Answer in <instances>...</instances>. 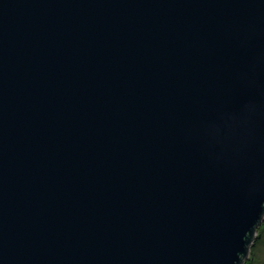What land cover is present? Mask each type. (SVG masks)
I'll return each mask as SVG.
<instances>
[{
    "label": "water",
    "instance_id": "water-1",
    "mask_svg": "<svg viewBox=\"0 0 264 264\" xmlns=\"http://www.w3.org/2000/svg\"><path fill=\"white\" fill-rule=\"evenodd\" d=\"M264 220V0H0V264H243Z\"/></svg>",
    "mask_w": 264,
    "mask_h": 264
},
{
    "label": "rangeland",
    "instance_id": "rangeland-1",
    "mask_svg": "<svg viewBox=\"0 0 264 264\" xmlns=\"http://www.w3.org/2000/svg\"><path fill=\"white\" fill-rule=\"evenodd\" d=\"M264 220L257 227L252 237V245L249 247V253L243 259V264H264Z\"/></svg>",
    "mask_w": 264,
    "mask_h": 264
},
{
    "label": "trees",
    "instance_id": "trees-1",
    "mask_svg": "<svg viewBox=\"0 0 264 264\" xmlns=\"http://www.w3.org/2000/svg\"><path fill=\"white\" fill-rule=\"evenodd\" d=\"M262 226H264V224H262Z\"/></svg>",
    "mask_w": 264,
    "mask_h": 264
}]
</instances>
